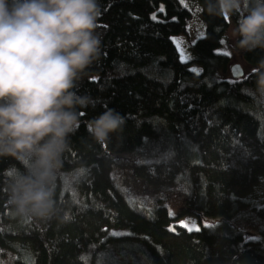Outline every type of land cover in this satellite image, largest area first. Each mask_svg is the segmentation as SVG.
I'll return each instance as SVG.
<instances>
[{
	"label": "trees",
	"instance_id": "16d2710c",
	"mask_svg": "<svg viewBox=\"0 0 264 264\" xmlns=\"http://www.w3.org/2000/svg\"><path fill=\"white\" fill-rule=\"evenodd\" d=\"M200 1L195 73L173 40L191 16L180 0H100L101 56L79 83L95 106L62 156L57 216L13 213L4 173L17 162L0 158V264H264V203L242 199L264 185V99L250 91L264 50L231 46L237 16ZM106 109L125 124L100 145L86 125ZM188 215L211 223L189 231Z\"/></svg>",
	"mask_w": 264,
	"mask_h": 264
},
{
	"label": "clouds",
	"instance_id": "9594fccd",
	"mask_svg": "<svg viewBox=\"0 0 264 264\" xmlns=\"http://www.w3.org/2000/svg\"><path fill=\"white\" fill-rule=\"evenodd\" d=\"M210 16L235 26L225 34L240 51L264 50V0H204ZM100 0H0V158L17 162L5 171L4 192L21 219L58 214L56 181L70 137L94 99L79 93L102 52ZM251 93L264 99V59L251 69ZM125 117L106 109L86 131L104 145L122 131Z\"/></svg>",
	"mask_w": 264,
	"mask_h": 264
},
{
	"label": "rangeland",
	"instance_id": "374dc122",
	"mask_svg": "<svg viewBox=\"0 0 264 264\" xmlns=\"http://www.w3.org/2000/svg\"><path fill=\"white\" fill-rule=\"evenodd\" d=\"M180 2L190 10L191 16L187 22L186 32L174 36L173 40L178 48L181 60L184 62H191V70L195 73H201L202 67L194 62V46L197 41L206 34V23L203 19L202 4L200 0H180ZM233 26L235 25L230 21V29ZM228 42L231 46L234 44L231 40ZM242 199L245 201L247 199V202L248 200H251V204L255 203L256 205H261L264 203V185H261L260 187L258 186L254 192L242 197ZM210 223V218L205 216L199 217L196 215L185 216L177 222L179 226L184 227L189 231L200 230L203 225H209Z\"/></svg>",
	"mask_w": 264,
	"mask_h": 264
},
{
	"label": "water",
	"instance_id": "95a60500",
	"mask_svg": "<svg viewBox=\"0 0 264 264\" xmlns=\"http://www.w3.org/2000/svg\"><path fill=\"white\" fill-rule=\"evenodd\" d=\"M231 74L234 78H242L244 77L245 72L241 65L236 64L231 68Z\"/></svg>",
	"mask_w": 264,
	"mask_h": 264
},
{
	"label": "snow or ice",
	"instance_id": "6c2138e0",
	"mask_svg": "<svg viewBox=\"0 0 264 264\" xmlns=\"http://www.w3.org/2000/svg\"><path fill=\"white\" fill-rule=\"evenodd\" d=\"M193 43H195V42H193Z\"/></svg>",
	"mask_w": 264,
	"mask_h": 264
}]
</instances>
